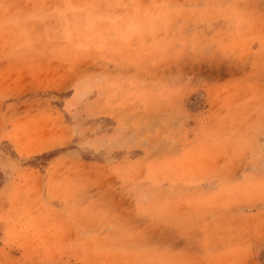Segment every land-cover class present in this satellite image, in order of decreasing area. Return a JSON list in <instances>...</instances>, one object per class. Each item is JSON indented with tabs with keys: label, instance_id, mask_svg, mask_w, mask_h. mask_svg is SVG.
I'll return each mask as SVG.
<instances>
[{
	"label": "rangeland",
	"instance_id": "obj_1",
	"mask_svg": "<svg viewBox=\"0 0 264 264\" xmlns=\"http://www.w3.org/2000/svg\"><path fill=\"white\" fill-rule=\"evenodd\" d=\"M0 264H264V0H0Z\"/></svg>",
	"mask_w": 264,
	"mask_h": 264
}]
</instances>
